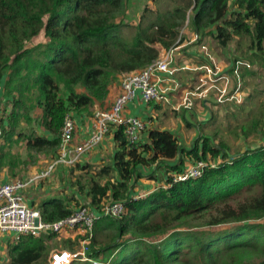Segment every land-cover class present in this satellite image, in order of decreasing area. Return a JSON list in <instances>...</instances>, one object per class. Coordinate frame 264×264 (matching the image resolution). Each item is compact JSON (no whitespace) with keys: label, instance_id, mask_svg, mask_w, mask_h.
<instances>
[{"label":"trees","instance_id":"16d2710c","mask_svg":"<svg viewBox=\"0 0 264 264\" xmlns=\"http://www.w3.org/2000/svg\"><path fill=\"white\" fill-rule=\"evenodd\" d=\"M127 5L128 0H0V86L11 104L0 120L1 166L15 162L11 148L20 139H27L29 149L59 147L67 114L103 101L121 75L144 69L177 46L188 17L194 32L211 35L220 46L239 37L247 49L235 65L245 60L248 69L255 55L264 63V0H175L165 10L147 5L133 27L123 19ZM127 27L133 35L125 33ZM43 30L48 40L29 45ZM245 105H238L239 113ZM36 109L51 137L35 128L21 130L23 122L35 120ZM255 109L233 128L237 136H264V100ZM211 113L192 146L154 126L146 142L130 144L124 126L111 127L118 144L113 163L81 166L87 177L74 184L90 204L76 196L70 197L75 206L68 198L45 199L43 218L55 221L81 206L101 210L105 201L125 200L122 218L107 214L97 220L93 257L113 254L109 264H264V144L232 151L224 131L212 128L218 113ZM198 160L215 164L208 163L198 177L173 181L170 171L181 173ZM153 165L165 172L148 178L161 182L166 176L168 185L136 198L141 168ZM192 221L206 228H185ZM56 236L22 234L10 246L9 264H50L48 242ZM81 237L65 239V248L76 249Z\"/></svg>","mask_w":264,"mask_h":264},{"label":"rangeland","instance_id":"374dc122","mask_svg":"<svg viewBox=\"0 0 264 264\" xmlns=\"http://www.w3.org/2000/svg\"><path fill=\"white\" fill-rule=\"evenodd\" d=\"M158 1L159 3L156 0H128V5L126 6V11L123 15L124 21L130 23L133 27V24L136 25L140 21L147 5L151 6L152 8L160 7L162 10H165L166 8L171 7L175 4V0ZM134 32L135 30L133 28H125V33H127L128 35H133ZM182 33L183 41H180L182 37L179 38V44L173 48H176V51H182L184 47L197 46L193 49H190L189 51L193 54L191 56L192 66L190 67L195 68V70L199 71V73H197L195 77H193L194 74L180 72L179 76H177V80H179L180 82H185L186 84L185 86L181 85L180 87L182 91H185V95L181 99L182 101L180 104H183L184 106L175 105L176 108H179L174 110L172 108L173 104L169 103L170 98L163 97V103L168 102L170 104L169 107H166L164 109L165 111L159 110L158 112L160 114L159 118L163 121V125L166 126V128H169V130L176 133L180 138H182L185 144H187L188 146H192L196 139L199 138L202 133H204L203 131H201V122H205L207 119H209L208 116H211V114H213L211 113V110H214L215 113H218V118L215 120L212 128H216L218 132L224 131L228 142L231 143L232 151H239L238 153H241L247 148V146L251 145L252 147H255L264 144V136L262 134L260 136V139L247 140L241 136H237L232 131L236 125L253 117L254 112L256 111L255 108L262 100H264V93H261L264 90V63H262V61L259 60L258 56L255 55L253 56L255 60L251 63L252 65L248 69L243 67L245 60H242L240 63L235 65L238 60H241L244 57V51L247 49L246 45L239 40V37H236L233 41H231L227 47L220 46L211 35L203 34L201 36V34H197L196 32H194L191 28V25L189 24V17L187 18L185 25L182 27L181 35ZM47 40L48 38L45 36L43 30L38 36L29 41L28 44L32 45ZM189 42L190 44H188ZM182 43H185V45L180 47ZM123 76H120L119 80L112 85V88H118L119 90ZM7 77L8 76H6V78ZM192 77L194 80H196L194 84L193 81L190 80V78ZM167 81H169V79ZM191 84L192 87L188 88ZM0 89V98L2 97L0 99L1 120L11 109V104L7 102L8 98L3 94V85L0 86ZM171 89L177 90L178 87H176L175 85ZM250 93H253L254 97L251 100L244 102ZM173 100L174 102H176L178 100L177 96H174ZM163 103L161 104L162 108L164 107ZM244 103H247V105L244 106L245 112L239 113L238 105ZM112 104L113 101L109 98H106L103 101L98 102L99 107L96 109L108 108L112 106ZM35 111V120L32 123L23 122L21 130L26 133L35 128L40 135H44L46 133V129L40 123L39 114L41 111L39 109H36ZM247 112H249V115L246 114ZM188 120L190 122V125L188 124ZM111 130L110 132H112ZM20 140L21 143L15 144L13 147V151L21 152L24 158L30 157L32 163L36 164V169H38L37 171L30 173L31 175L29 177H35L43 170L42 167L46 165L47 162L49 165L59 156V147L48 148L39 151L25 148L23 140ZM215 141L216 143L218 142V140ZM102 153L105 156L104 159L108 161L113 160L114 150H111L108 154L107 150L103 151ZM194 163L195 162H190L187 164V166ZM81 165L82 163L77 162L72 166L70 165L63 167V169L65 170L59 172L52 180L49 178H51L54 174L46 178H35V181H33L34 183H37V186L42 183L44 188L48 187L49 185L54 186V192L52 193H54L55 195L60 193L59 191L63 189V197L68 198L71 206H75L76 201H71L70 197L76 196L77 198H79V200L82 199L81 196H83L84 198L86 197V194L82 195L80 193H73L75 190L74 188H76L75 186H73V184H76V180L78 178L83 180L87 177V173L81 168ZM157 169L159 170V174L161 175V173L163 172L161 171L162 168L159 167ZM149 172L150 171L147 170L142 171L144 177L134 183L133 189L135 194H137L134 196L143 195L145 193H148L147 191H149L150 189H152L153 191L157 187H165L168 185V183L164 181L165 178L163 179V177H161L163 179L161 182L146 180L149 179ZM172 172L173 171H170V173ZM27 173L29 172H26V174ZM152 184L153 186L150 188ZM154 186L156 187L154 188ZM185 228L189 230H202L206 228V226L202 225L198 221H192L191 223L186 225ZM56 235L57 237L49 242V247L50 249L52 248V251L67 247L68 244L64 243L65 239L81 236L80 234H76L75 232L68 231L56 233ZM161 238L162 236L154 238L153 240L154 242H156ZM78 242H80L79 239ZM10 243H12V241ZM77 245L78 246L76 247V249L81 246L80 243ZM89 247L91 248V244ZM8 248L9 247L7 246L6 261H4L2 264L7 263L9 255ZM51 253L52 252L50 250V254L48 257L49 263ZM112 258L113 254H108L107 256H103L100 260L102 264H109ZM83 262L84 261L82 260H75L73 264H82Z\"/></svg>","mask_w":264,"mask_h":264},{"label":"built area","instance_id":"2783aa9c","mask_svg":"<svg viewBox=\"0 0 264 264\" xmlns=\"http://www.w3.org/2000/svg\"><path fill=\"white\" fill-rule=\"evenodd\" d=\"M175 49L171 48L166 51L144 69L125 74L122 77L121 90L115 102L108 108L95 111L90 122L92 130L80 143L74 142L77 132V121L74 114H67L60 135L59 156L48 165L45 171L27 179L10 178L7 180L3 179L0 173V230L2 232L16 233L17 236L29 233L41 235L49 230L55 233L75 232L83 236L80 238L81 246L74 250H53L50 263L73 264L75 260H82L93 264H102L100 260L102 256L96 258L89 252L95 224L102 215L109 214L116 218H122L127 211L125 200L105 201L102 203L101 210L88 205L81 206L70 216L49 221L43 218L39 208L27 202L23 191L32 185L35 178H46L52 174L56 165L72 166L79 162L84 154L103 142L113 126H124V133L130 144L146 142L143 135L152 127L151 122L140 116L127 115L125 109L138 94L146 103L150 104L163 98L160 86L165 78L162 75L172 76L178 70V66L174 64ZM1 134L0 124V138ZM222 160L229 161V159L221 157L219 161ZM208 163L215 164L207 160H198L194 164L188 165L181 173L172 172L173 181L200 176ZM140 196H136V198Z\"/></svg>","mask_w":264,"mask_h":264},{"label":"crops","instance_id":"0c3cea01","mask_svg":"<svg viewBox=\"0 0 264 264\" xmlns=\"http://www.w3.org/2000/svg\"><path fill=\"white\" fill-rule=\"evenodd\" d=\"M188 44H190V42ZM184 45H185V43H182L180 45V47H182ZM195 47H197V46H187V47H184L182 49V51H178V50L176 51V49H175L174 50L175 51V62H174V64L176 66H178V70L172 76L167 75V74L166 75H162V77L165 78V80L161 83V86H160L161 90L163 92V97L164 98H170V102L169 103L173 104L172 108L174 110L179 108V107L176 108L175 105L179 106L181 104V101H182L181 99L185 95V91H182L180 89V87H181V85H184V86L186 85L185 82H180L179 80H177V76H179L180 72L187 73V74H194L193 77H195V75L197 73H199V71H196L195 68H191L190 67V66H192V64H191L192 63L191 62V60H192L191 56L193 54L190 53L189 51H190V49H193ZM187 53H189V54H187ZM187 58H189V59H187ZM193 77L190 78V80L193 81V84H194L196 82V80H194ZM167 78L169 79V81H167L168 80ZM175 85H176V87H178V89L177 90H172L171 88L174 87ZM191 87H192V84L188 88H191ZM120 88H121V85L119 87V90H118V88H112V85H111L110 86V93H109L107 98H109L113 102H115L117 96L120 93V90H121ZM0 93H1V91H0ZM2 96H3V94H2ZM174 96H177V98H178V100L176 102H174V100H173ZM161 102L163 103V99L161 101L152 102L151 104L150 103H146L142 99L141 95L138 94L136 96V98L128 104V106L125 109V113L127 115H136V116L143 117L145 119H149V121H151L152 124H153L152 126H154V127H159V128H162V129H169V128H166V126L163 125V121H162V119L159 118L160 114L158 112H159V110L160 111H165L164 109L166 107H169L170 104L168 102L163 103L164 107L162 108V105H161L162 103ZM166 104H167V106H166ZM180 106H184V105L182 104ZM98 107H99L98 102H96L93 106H91L89 108H82L80 110L71 111L70 112V113L74 114V117H75V119L77 121V132H76V135H75V138H74V142L75 143L82 142L88 136L89 131L92 130V125L90 123L91 120H92L91 116H93L95 111L99 110V109H96ZM6 122L7 121H5V123ZM116 129L117 128H115V130ZM114 132L115 131H112V132L108 133L105 136L103 142H101L99 145H97L95 148H93L90 152H88V153H86V154H84L82 156L81 160L79 161L80 163H82L81 166H84V165H87V164H91L93 166V168H96V167L99 168V167L103 166L104 164L113 163V160L112 161H108V160L104 159L105 156L103 155L102 152L107 150V154H108L111 150H114V153H115L116 149L118 148V144L115 141ZM44 135L48 136V137H51V133L48 130H46V133ZM147 136H148L147 133L144 134L143 135V139L147 140ZM22 140H23V142L25 144L24 145L25 148H28L27 139L24 138ZM180 140H181V142L184 145L188 146L187 144H185V142H184V140L182 138H180ZM0 142H2V144L5 143V141L3 139ZM19 143H21V140H20ZM15 144H18V143H14L13 144V146L11 148L12 155H10V156L14 157V161L15 162L12 163L11 161L8 160L2 166L0 165L1 177L3 179H5V180L10 179V178L27 179L31 175L30 173H33L34 171L38 170V169H36L37 165L32 163V160H31L30 157L24 158L23 154L21 152L13 151V147H14ZM6 151L9 152L8 147L6 148ZM65 166L66 165H62V164L56 165L53 173L48 175V176H46V177H50V176H52L54 174L51 178H49L51 180L54 179L55 176L59 172H62V171L65 170V169H63V167H65ZM67 166H69V165H67ZM162 167H164V166H162ZM42 168H43L42 171H45L48 168V162ZM154 169L155 168L152 167V166H145V167L141 168L142 171H146V170L150 171L149 174H151L152 170H154ZM161 171L165 172V168H162ZM26 172H29V173L26 174ZM153 173L159 174V170L156 169ZM14 174H16L17 176L16 177L13 176ZM165 179H166V176H165ZM146 180L150 181L151 179H146ZM152 181H155V180L152 179ZM36 184L37 183L32 182V185L29 186L27 189H25L23 191L24 195H25V197L27 199V202L30 205L36 206L37 208H39L41 210V203H43V201L45 199H49V198H53V197L64 198L63 197V195H64L63 189H61L59 191L60 193L55 195L54 193H52V192H54L53 191V188H55L54 186H50L49 185L48 187L44 188L42 183L39 184L38 186ZM73 186L76 187V188H74L75 190H74L73 193H76V194L80 193V191L78 189V186L74 185V184H73ZM152 186H153V184L150 186V188ZM155 187L156 186H154V188ZM151 191H152V189H150L147 192H151ZM81 197H82V199H80V201L81 202H86V204L90 200V198L88 196H86L85 198L83 196H81ZM89 204L90 203H88V205ZM44 233H46V234H56L55 232H44ZM44 233H42L41 235L44 236ZM34 235H36V234H34ZM20 236L21 235L17 236L15 233H12V232H2L0 230V264H2L4 261H6L7 246L9 247L8 248L9 255H8V259H7V263L6 264H9V261H10V246L15 244L18 241V238ZM36 236H40V235H36ZM56 237H54V238H56ZM59 237H61V236H59ZM54 238H52L50 241H52ZM67 238H69V237H67ZM11 241H12V243H10ZM60 250H69V249L64 247V248H62ZM51 252H52V248H51Z\"/></svg>","mask_w":264,"mask_h":264},{"label":"water","instance_id":"95a60500","mask_svg":"<svg viewBox=\"0 0 264 264\" xmlns=\"http://www.w3.org/2000/svg\"><path fill=\"white\" fill-rule=\"evenodd\" d=\"M49 232H51V230H49Z\"/></svg>","mask_w":264,"mask_h":264}]
</instances>
